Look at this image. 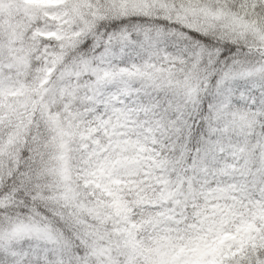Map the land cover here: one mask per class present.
Returning <instances> with one entry per match:
<instances>
[{
	"label": "snow or ice",
	"instance_id": "obj_1",
	"mask_svg": "<svg viewBox=\"0 0 264 264\" xmlns=\"http://www.w3.org/2000/svg\"><path fill=\"white\" fill-rule=\"evenodd\" d=\"M0 264H264V0H0Z\"/></svg>",
	"mask_w": 264,
	"mask_h": 264
}]
</instances>
